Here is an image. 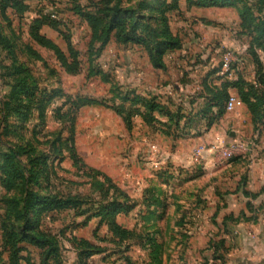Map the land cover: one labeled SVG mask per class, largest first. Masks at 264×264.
Returning <instances> with one entry per match:
<instances>
[{
  "label": "rangeland",
  "instance_id": "obj_1",
  "mask_svg": "<svg viewBox=\"0 0 264 264\" xmlns=\"http://www.w3.org/2000/svg\"><path fill=\"white\" fill-rule=\"evenodd\" d=\"M196 1L178 0L176 9L166 11L171 0H0V264L9 256V230L19 236L22 209L36 196L71 200L59 210H29L30 225L58 245L52 244L54 254L47 257L53 262L59 255L62 264H73L79 252H91L68 241L75 237L99 251L90 264H101V258L102 264H220L218 255L203 259L219 237V216L207 213L206 245L197 244L195 228L199 210L207 207L198 194L214 179L203 169V156L194 162L190 155L191 168L182 167L179 155L173 156L180 152L175 141L194 131H204L210 140L221 135L224 148L212 151L210 168L231 164L222 177L238 176L246 161L264 155L263 128L247 125L244 104L217 118L220 109L213 106L203 118L198 112L206 100L191 103L196 94L212 98L204 83L215 90L226 85L237 97L232 87L237 82L253 86L264 103V0H230L229 7H198ZM115 8L140 18L136 30L148 40H157L165 25L177 38L180 47L165 51L164 68L152 67L146 47L123 43L116 32L106 35ZM117 14L119 20L128 18ZM35 32L54 48L34 41ZM135 96L154 98L180 115L172 121L171 135L142 123ZM80 99L96 103L82 107ZM119 106L133 116L118 115ZM176 122L181 131H175ZM160 136L173 143L151 151ZM154 185L162 188L161 205L147 194ZM113 224L131 232L129 240L121 242L120 234L109 232ZM17 246L25 258L18 264H45L46 248Z\"/></svg>",
  "mask_w": 264,
  "mask_h": 264
},
{
  "label": "trees",
  "instance_id": "obj_2",
  "mask_svg": "<svg viewBox=\"0 0 264 264\" xmlns=\"http://www.w3.org/2000/svg\"><path fill=\"white\" fill-rule=\"evenodd\" d=\"M178 0H171L170 6L166 9V11L170 9H176V3ZM187 3L192 4V0H186ZM195 6L198 7H229L233 6V4L230 2V0H197L194 3ZM115 13L112 18H110L109 24L106 27V35H109L112 32H116V37L118 40H120L123 43H131L134 45H139L142 47H146L147 53H148V58L149 61L152 65L153 68L155 69H162L164 68V63H163V55L166 50H174L178 49L180 47V42L177 40V38L173 37V35L170 33L168 27L165 25L164 29L159 32V38L157 40H161L162 42H157L155 39H149L142 34V32H138L137 27L140 26L139 20L140 18H133L131 15V12H129L126 9L120 10L119 8H115ZM118 13V14H117ZM117 15H126L128 18H123L119 20ZM132 17V18H131ZM131 18V19H130ZM162 20H164V17H162ZM118 21V22H117ZM164 25V22H162ZM131 27L130 32L128 31L129 26ZM97 26H93V39L97 35ZM33 39L37 43H39L42 46L45 47H51L52 44L49 41H45V38L37 34L36 32L33 34ZM157 49V51H156ZM209 84L204 83V90L208 94H212V98L207 99V96H200V98H203L206 100V103L204 105V108L198 112V115L201 117L205 118L207 115L210 113L211 109L213 106H218L220 111L218 115L215 117L217 118L219 115L223 113V110L225 109V104L230 96V94L227 93L228 86L223 85V87L220 90H215L213 87H211ZM232 87H235L237 89V98L241 101L242 104L246 106L248 109V112L251 116V122L254 127V129H258L259 127L264 128V103H263V96L258 95V92H256L253 88V86H246L243 83L237 82L236 84H232ZM212 88V89H211ZM206 94V93H205ZM81 102L80 106H89V105H94L96 102H91L89 100L82 101V99L79 100ZM132 102L139 104V107L142 108V111L139 109H136L135 114L141 119L142 123L149 127H155L157 125L160 130L163 131V128L165 131L163 132L166 136L171 135V125L172 121L177 119L179 121L180 115L178 114H170L166 109H164L160 104L157 103V101L154 98L151 99H145L140 96H135L134 100ZM191 103H193L191 101ZM115 111H117V114L120 116H133L131 111H126L123 106H119V108H116ZM154 114H159L162 117L166 119V122H162L158 120ZM128 115V116H127ZM213 118V117H212ZM186 127V126H185ZM181 131L182 128L179 127V122L175 123V131ZM174 131V132H175ZM9 161H5V164L9 163ZM147 193V192H146ZM162 191L155 187L149 191L147 194L150 195V199H152L153 202H155V205H161V203L158 201V198L160 197ZM254 196H252L253 198ZM146 199V198H144ZM35 203H33L30 206H26L22 209V218H24V223L21 227V232L19 236H14L13 234V228H11L8 232L7 236V242L11 241V247L8 248V254L9 256L7 257V262L3 264H18L20 263L21 260H25V258L20 256V252L22 251V248L20 246H17L21 242H27L39 249H41L43 252H45V248L48 250L46 251V255H43L46 257L45 264H62L60 262V257L59 255L53 256V260L47 259L48 255L52 256L54 254V249L51 250L52 244L54 245L55 248L58 249V245L55 244L53 239L49 236H46L42 234L41 232H36L35 227L30 225V218H29V210H36V213L40 212H45L51 209H62L64 208L68 202L71 203V200L66 199L64 200L63 198H56V197H38L36 196L35 198ZM30 207V208H29ZM129 212L128 210H125L124 213ZM155 210H151V212L148 214L149 219H153L155 217ZM37 223V220H36ZM113 227V228H112ZM112 227H109V232L111 231L113 234H120L121 238L120 241H126L129 240L131 237V232L127 231L126 229H123L122 227L118 226L117 224H113ZM30 232H33V234H29ZM114 234V235H115ZM104 238L101 239V241H107L103 240ZM155 238H152L150 236L149 241L152 247V250L154 253H157V244L156 241L154 240ZM73 246L75 243H78V246L80 245H85L87 246L89 251L85 252H79L77 255L78 262L77 264H88L89 261L92 259V257L96 256V253H98V250H93V248H96L95 246L91 245L88 241L82 240V239H77L75 237H72L68 240ZM19 242V243H18ZM120 242V243H121ZM72 246V247H73ZM77 249V248H76ZM94 251L96 253H94ZM214 255H216V249H213ZM51 258V257H50ZM52 259V258H51ZM88 261V262H87ZM28 264H30L28 262Z\"/></svg>",
  "mask_w": 264,
  "mask_h": 264
},
{
  "label": "crops",
  "instance_id": "obj_3",
  "mask_svg": "<svg viewBox=\"0 0 264 264\" xmlns=\"http://www.w3.org/2000/svg\"><path fill=\"white\" fill-rule=\"evenodd\" d=\"M167 89H169V86L162 88V91H167ZM198 95L199 94L195 95L192 101L193 103L197 101V98H200ZM200 99L204 101L203 98ZM245 113L247 125H250L253 129L251 116L247 110ZM226 118L227 115H225L220 122ZM188 126L189 125H187V127ZM193 134L194 135L189 137V139H179L180 141L177 139V141H175L179 143L180 147L177 149L180 152L178 153V151H176V154L174 153L173 156L179 155L178 159L182 167L189 169L193 164L190 158L192 153L189 154L187 151L195 149L197 147L194 146L195 144H204L205 141H208V143L212 145L206 147L207 150H205L203 154V169L210 171L213 177L212 179L214 180L211 181L210 186H208L207 191H205L203 195L198 194L200 199L207 200V207L199 210L197 214L201 220L197 222L195 226L200 236L197 238V244L204 246L206 245V241H208L205 238V231L209 228L206 224V219L208 217L207 213L211 210L214 212V216H219L215 220L218 226L217 229L214 227L216 224L212 226L215 231H220V234L218 238L216 237L212 240L211 245L216 249V255L220 258V264H264V155L252 160L251 163L246 161L245 170L238 176L232 178L227 176L222 177L221 174L227 171V169L231 167V164L210 168L212 167V162L210 161L211 153L215 150L214 146H217L216 138L221 135L214 134L213 138H211L212 140H210V136L204 133V131H194ZM260 137L262 139L264 138V128L260 132ZM170 143H173L171 137L160 136L159 144H152L151 151L166 150V146ZM261 144V147L264 148V143ZM157 148H159V150ZM182 148H184V151ZM174 159L177 158H173V160ZM153 165L158 168L161 163H155ZM140 182L139 180V183ZM157 183L158 182H156V184ZM157 188L160 190L162 189L159 186H157ZM252 196L254 197L252 198ZM224 248H227L226 252L228 253L223 257ZM212 255H214V251L212 253L207 252V254H203V259L209 261ZM95 257H92V259ZM73 264H77V262Z\"/></svg>",
  "mask_w": 264,
  "mask_h": 264
},
{
  "label": "built area",
  "instance_id": "obj_4",
  "mask_svg": "<svg viewBox=\"0 0 264 264\" xmlns=\"http://www.w3.org/2000/svg\"><path fill=\"white\" fill-rule=\"evenodd\" d=\"M241 105H242L241 101L236 96L230 95L226 104H225V110L227 112H231L235 108L240 107ZM216 143H217V146H214L215 149L220 150V149L224 148L222 140L220 137L216 138ZM204 152H205V148L203 146H199V147L195 148L191 154L192 160L194 162H198L202 158Z\"/></svg>",
  "mask_w": 264,
  "mask_h": 264
}]
</instances>
